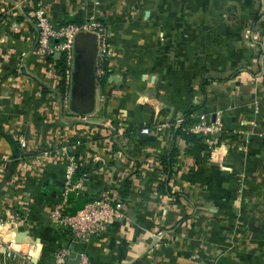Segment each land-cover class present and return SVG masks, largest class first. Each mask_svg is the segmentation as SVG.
Segmentation results:
<instances>
[{"label":"crops","instance_id":"crops-1","mask_svg":"<svg viewBox=\"0 0 264 264\" xmlns=\"http://www.w3.org/2000/svg\"><path fill=\"white\" fill-rule=\"evenodd\" d=\"M204 2L0 0V248L18 250L0 249V264H55L70 244L47 210L71 160L69 213L104 191L125 205L124 218L73 245L90 264H264V5L227 0L232 19L206 22L224 5ZM38 8L53 25L92 13L108 26L110 74L101 84L95 63L87 112L62 95L59 58L34 52ZM190 108L220 117L219 162L202 137L175 133Z\"/></svg>","mask_w":264,"mask_h":264},{"label":"built area","instance_id":"built-area-1","mask_svg":"<svg viewBox=\"0 0 264 264\" xmlns=\"http://www.w3.org/2000/svg\"><path fill=\"white\" fill-rule=\"evenodd\" d=\"M36 26V35L34 40V52L43 58L53 56L56 52L60 53V58L65 61L64 79L66 84L70 83L71 67L73 60L74 37L78 32L93 33L97 41V57L103 60L110 50L109 34L107 26L100 20L84 18L80 23H66L53 25L52 22L44 14V10L38 8L33 13ZM91 17V16H90ZM107 60V59H106ZM100 72H102L100 70ZM193 118V120H192ZM194 118L196 120H194ZM172 126H182L188 132L194 133L203 138L209 145L211 160L220 161L222 153L216 133L221 128V120L219 116L212 120L207 119V115L203 112H195L191 114L190 121H186L184 115H180L172 122ZM143 132H148L149 128L143 127ZM20 137L19 141L23 142ZM77 167L74 160L66 165L62 198L54 203L47 210L48 219L56 224L65 226L71 236L70 244L60 248L56 252L55 264H68V257L72 252L74 244L87 242L91 237L99 235L107 225L115 220H120L125 216V205L122 199L115 196L112 191H104L97 198L86 201L75 212L69 213L68 194L75 186L73 183V173ZM80 183V182H77ZM10 258L17 257L18 251L13 245L6 244L0 248ZM77 264H90V258L84 251H79ZM22 255V254H21ZM23 257V256H22Z\"/></svg>","mask_w":264,"mask_h":264},{"label":"water","instance_id":"water-1","mask_svg":"<svg viewBox=\"0 0 264 264\" xmlns=\"http://www.w3.org/2000/svg\"><path fill=\"white\" fill-rule=\"evenodd\" d=\"M53 56L60 58V53L56 52ZM95 56V35L89 32H78L74 37L70 104L79 114L87 112L93 107ZM21 237L22 234L19 233L16 239L20 241ZM70 256H75L73 264H77L78 254L72 252Z\"/></svg>","mask_w":264,"mask_h":264},{"label":"rangeland","instance_id":"rangeland-1","mask_svg":"<svg viewBox=\"0 0 264 264\" xmlns=\"http://www.w3.org/2000/svg\"><path fill=\"white\" fill-rule=\"evenodd\" d=\"M218 1H219V3H221L222 5H224V12H220V13H217V12H213V14H209V16H206L205 17V21L206 22H209V21H216V17L220 20V21H225V20H231L232 19V17L235 15V13H232L231 11H228L229 9V6H232L230 3H227V0H226V2H224V0H205V2H204V6L205 5H214V6H217V3H218ZM221 1V2H220ZM257 1V3H259L260 4V6H263L264 5V0H256ZM260 9V8H259ZM259 9H258V11L255 13L254 12V14H253V22L254 23H256L257 22V20H258V18L260 17V11H259ZM129 15H131V14H129ZM233 15V16H232ZM259 15V17L257 18V16ZM84 15H82L81 17H83ZM91 16V17H90ZM83 18H87V20L89 19V18H92V19H94L95 20V15L94 14H90V15H88L87 17H83ZM83 18H82V21H83ZM124 18V17H123ZM144 18H146V16H144ZM240 16L239 15H237L236 17H234V20H240ZM257 18V19H256ZM98 20H100V19H98ZM101 22H103V23H105L106 24V22H104V21H102V20H100ZM107 28V30H108V26L106 27ZM246 31L247 30H244V35H242V37L243 36H245L246 38L249 36V34L248 33H246ZM108 32V34L110 35V31L108 30L107 31ZM256 40V39H255ZM255 43V42H254ZM255 45H257V43L255 44ZM109 52H110V50L108 51V54H109ZM108 54H106V56H105V58L103 59V60H100L98 57H97V41H96V64L98 65V69H100L102 72L100 73L101 75H100V77H102L103 75H104V71H103V68L105 69V67L104 66H106V64H107V58H108ZM65 85H66V82H65ZM65 89H67L68 91H69V93L66 95V93H65V96H67L66 97V100H67V102H70V86L67 84V86H66V88ZM63 95V94H62ZM210 150H211V148H209V152H208V159H211V156H210ZM174 165V164H173ZM208 207L209 206H202V207H200V210H205V211H207V209H208ZM197 209H198V207H195L194 208V210H193V215H191V216H188V217H186L187 218V220H184V221H182L181 223H179V225L180 224H182V223H184V224H187V223H190L191 222V218L193 217V216H195L196 214H197ZM209 224L211 225L212 224V222H209ZM172 229H174V230H179L180 228L179 227H177V225H174L173 227H171ZM169 229V228H168ZM156 235H157V237L158 238H160L159 240H163L164 239V236L166 235V233H165V229L164 228H158L157 229V231H156V233H155ZM165 242V241H164ZM227 248H221V249H218L217 250V254H216V258L215 259H217V260H221V258H222V256L224 255V252H225V250H226Z\"/></svg>","mask_w":264,"mask_h":264},{"label":"trees","instance_id":"trees-1","mask_svg":"<svg viewBox=\"0 0 264 264\" xmlns=\"http://www.w3.org/2000/svg\"><path fill=\"white\" fill-rule=\"evenodd\" d=\"M82 18L83 17H78V16L68 17V19H65L62 22V24H66V23H70V22L71 23H80V22H82ZM57 65L60 68V71H61V74H62V81H61L60 90H61V92L63 94L65 92V90H66L65 89L66 88V86H65V80H64L65 61H64L63 57H61V58H59L57 60ZM104 67H105V69L103 68L104 75L102 77H100V83L101 84H104L106 82V79H107V77L110 74L109 70L107 69V64ZM194 109L195 108H190L186 113H184L185 114L184 116L186 117V121H188V122L190 121L191 114H192V112H193ZM175 133L178 134V135H180L183 138L188 139V140L190 139V140H194L195 141L196 140V137H197L195 134L193 135V133L186 132V130L182 126L177 127ZM198 139H200V138H198ZM169 156H170V160H171V158H174L173 157L174 156V152L172 151L169 154Z\"/></svg>","mask_w":264,"mask_h":264},{"label":"bare ground","instance_id":"bare-ground-1","mask_svg":"<svg viewBox=\"0 0 264 264\" xmlns=\"http://www.w3.org/2000/svg\"><path fill=\"white\" fill-rule=\"evenodd\" d=\"M0 230H5V226L0 224Z\"/></svg>","mask_w":264,"mask_h":264}]
</instances>
